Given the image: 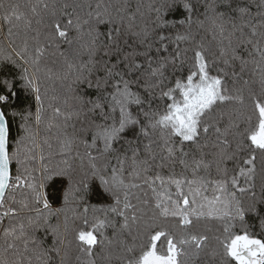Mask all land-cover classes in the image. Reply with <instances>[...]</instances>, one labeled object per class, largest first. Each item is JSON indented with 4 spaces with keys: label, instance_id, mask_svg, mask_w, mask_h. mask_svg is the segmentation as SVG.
<instances>
[{
    "label": "snow or ice",
    "instance_id": "obj_1",
    "mask_svg": "<svg viewBox=\"0 0 264 264\" xmlns=\"http://www.w3.org/2000/svg\"><path fill=\"white\" fill-rule=\"evenodd\" d=\"M199 7L203 19L193 21ZM0 10L6 26L0 38V208L8 202L0 219L11 218L3 227L0 264H193L201 253L218 264H264V237L246 220L253 215L264 232L258 207L264 205V0H36L23 6L0 0ZM193 23L207 24L211 40L197 41ZM169 27L185 31L166 34ZM61 41L79 43V51L71 60L60 53L63 63L54 68L48 58ZM180 42L191 47L181 50ZM169 43L177 44L173 52ZM213 43L218 54L211 52ZM57 81L59 88L48 86ZM17 82L36 107L34 114L30 106L13 112L23 135L10 152L3 107L15 97ZM84 83L96 89L95 97L80 93ZM46 118L62 154L85 149L76 152L79 172L67 159L63 167L42 164L44 180L68 184L63 208L50 207L35 169L27 167L39 146L32 124L38 129ZM89 173L112 196L110 205L93 208L102 215L91 223L87 205L77 212ZM25 188L31 197L17 200ZM62 212L63 222L52 225L49 217ZM80 219L90 226L77 227ZM108 227L115 240L105 236ZM40 230L51 234L47 247Z\"/></svg>",
    "mask_w": 264,
    "mask_h": 264
},
{
    "label": "trees",
    "instance_id": "obj_2",
    "mask_svg": "<svg viewBox=\"0 0 264 264\" xmlns=\"http://www.w3.org/2000/svg\"><path fill=\"white\" fill-rule=\"evenodd\" d=\"M5 3H20L22 6L23 5H28L30 3H35L36 0H4ZM136 0H133V4H135ZM145 4H148L152 2V0H143ZM157 3H162L163 0H156ZM194 3H199L202 4L203 0H193ZM22 11H27L25 7L21 8ZM2 11V10H0ZM71 11V9L69 10ZM203 13V7H199L198 11L193 13L192 19L195 21L196 19H203V16L201 15ZM175 15L177 16H182L183 13L181 12H176ZM168 19H171V15L168 16ZM209 26L206 24L204 28H198L195 23L192 25V30L194 33H196V39L199 41L201 38H203L206 41L211 40V32L208 30ZM105 29H101V31H104ZM185 31L184 27H169L165 30L166 34L170 33L172 35H175L177 32H183ZM4 32H6V26H3L2 23H0V38H2ZM76 33L74 31L70 32V38L74 37ZM131 42V41H130ZM179 48L182 50L184 48H190L191 44L188 42H180L179 43ZM177 48L176 43H169V52H173ZM53 50L50 49L49 52L51 53ZM79 51V43L73 42L72 45H69L68 43H65L63 41L60 42V47L56 51V54L54 56H49L48 58V63L49 66L52 67H59L62 65L64 56H61L60 53H64L65 56H67L68 59H73L75 57V54ZM211 52L212 53H217L216 45L213 43L211 46ZM167 54V53H163ZM218 54V53H217ZM241 54H243V50H241ZM188 55H191V52L189 51ZM86 58V57H85ZM222 66V65H221ZM231 71V69H228ZM237 70H238V65H237ZM179 75V73H177ZM250 76V73H245L243 78L248 79ZM4 79L3 76H0V81ZM95 81L93 80V84ZM242 83V81H239L237 86H239ZM49 87H57L59 88V82H49ZM16 93L15 97H10L9 104L5 105L3 107V110L7 113V122H8V127H9V151H13L16 147L15 141L17 140L18 137L23 135V132L20 128V124L22 123L21 119L19 116H13V112H22L25 109H27L29 106L31 107V111L33 114L35 113V103L30 94H28L22 87L21 82H17L14 88L12 89ZM79 91L82 95H84L86 98L87 97H95L97 95L96 89L89 88L87 86V83L81 84L79 86ZM146 95V94H144ZM133 113L137 111L135 107L132 108ZM50 115V114H49ZM55 123V121H53ZM33 128L38 131V136H37V143L38 147L34 149V154L36 155V160L34 162H29L27 167L30 169H35V177H36V183L37 184H43V187L40 189L44 193V198L49 201L50 207L53 209L56 208H63L65 207L64 204V196L65 192L68 188V184L66 181L62 178H54L52 180H44L43 175H42V164L47 165L50 168H55L56 166L63 167V161L64 160H69L74 167H76L77 171L79 172V165L81 163L80 159L76 156V152L79 151L80 153H83L85 151L84 147L82 145L77 146L73 149L72 153L70 156L62 154L59 148V145L57 144L56 140L54 137L56 136L57 130L56 128H47V118L45 124H42L38 129L36 128V125L32 124ZM68 131L71 132L72 129L71 127L68 128ZM47 139L48 142L52 145L51 149L48 147L47 144L44 143V140ZM90 139V136H89ZM145 143L147 142L146 140L144 141ZM117 148H121V144L116 145ZM41 149H43V156L44 160H40V155H41ZM96 153L93 152V155ZM115 155V154H113ZM129 156H131V152L128 153ZM143 156V153H142ZM85 167L87 166V159L84 161ZM115 159L112 160V164H115ZM129 164L125 165L126 169H129ZM11 172L13 176H15L16 171H17V165L15 161L12 162L11 164ZM229 167L231 168L232 165L229 164ZM176 172H181L182 169L179 165L176 167ZM156 171L155 168H153V173ZM107 176H110L111 174V169L109 168L106 173H104ZM163 174L167 175L168 170L165 169L163 170ZM202 174V173H201ZM191 174L189 173V176ZM125 176H127V172H125ZM79 179V176L77 177ZM14 182V180H13ZM88 183H89V188L87 189H82L81 190V197L82 200L79 203V206L72 204L71 207H77V212L82 213L84 207L87 205L88 206V214L87 218L89 219V222H92V217L94 215H102L101 213H93V208H102L107 205H110L112 203V196L110 193L106 192L104 190L103 185L101 184L99 178H92L91 173L88 175ZM257 196H260V189L259 186L257 185L256 188ZM138 194L143 197V192H138ZM28 195L29 198L31 197V190L30 189H22L18 190L16 193V199L17 200H22L24 199V196ZM149 196H151V193L149 192ZM132 203H136L135 198L132 199ZM8 206V202H5V208H0V213H2ZM15 207L19 208V204H15ZM35 207H42L41 205H35ZM260 212L262 215H264V205H259ZM69 216H71V213H68ZM25 217L28 215H35L34 212H25L23 214ZM64 219V213L62 212L59 216L52 215L49 217V222L52 225L59 223H62ZM11 218H2L0 219V247L4 246V238H3V227H7L10 223ZM247 222L249 225H251V231L257 236H262L264 237V232L261 231V225L259 219L255 218L253 215H249L246 218ZM77 227H84L85 229L90 226L89 225H84L83 220H77L76 222ZM205 225L202 223L200 225L201 228H203ZM116 227H119V224L117 223ZM206 227L210 230H214L216 225L214 223H207ZM105 236H107L109 239L115 240L116 237L113 235L115 229L112 227H108L105 230ZM209 235H212V231H209ZM37 236L44 240V246L47 247L48 245L51 244V234L46 233L44 230H40L37 232ZM125 237L129 239L130 242V237H127L125 234ZM163 246L166 247V241L162 242ZM160 246V245H158ZM99 252V249L96 250ZM74 258V257H73ZM58 264V260H57ZM193 264H218L217 260L213 258L210 255H205L204 253H201L198 257L194 258Z\"/></svg>",
    "mask_w": 264,
    "mask_h": 264
}]
</instances>
